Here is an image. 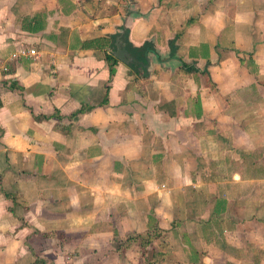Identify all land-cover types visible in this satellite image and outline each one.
<instances>
[{"label":"crops","instance_id":"obj_1","mask_svg":"<svg viewBox=\"0 0 264 264\" xmlns=\"http://www.w3.org/2000/svg\"><path fill=\"white\" fill-rule=\"evenodd\" d=\"M125 22L146 76L83 46ZM158 209L165 264H264V0H0V262L136 264Z\"/></svg>","mask_w":264,"mask_h":264},{"label":"rangeland","instance_id":"obj_2","mask_svg":"<svg viewBox=\"0 0 264 264\" xmlns=\"http://www.w3.org/2000/svg\"><path fill=\"white\" fill-rule=\"evenodd\" d=\"M149 53H153V52H149ZM149 53H147V55ZM212 84H213V87H215V84L213 82H212ZM166 191L170 192V190H166ZM177 205H178V203H177ZM154 206H155V204H153V206H152L153 209H154ZM184 206H186V205L182 201L179 204V207L181 208L180 212L182 211V214H185V212L183 211V210H185ZM157 213H159V214H157ZM164 214H165V212H162L161 209H158V212H156L154 210H149V214L148 215L150 216V218H149V220L147 222V225H146V227H147L146 231L145 230H144V232L141 231L142 233L130 232V234L128 233L126 235V238L122 239V240L119 239L117 236H115L112 239H110L109 241H106L104 243L105 244L104 247L114 246L116 251H120V250L122 251L125 248L131 249V250L136 249V251H137L136 254H135L136 255L135 256L136 257V261H134V262H136V264H165L164 262L168 260L169 255L172 256L171 249H173V242H172V239L170 238L171 233H169L168 235H162L164 233V230L162 228H160V226H159L160 224H162V220H163L162 216H164ZM164 217H166V216H164ZM182 221L185 222V220H182ZM168 230L169 229H167V231ZM152 234L155 235V236H154V238L152 239V241H151V243L149 245L144 246V244H141L142 242H146V240H148V238ZM168 238H170V239L168 240ZM28 239L29 238H27V240ZM90 239H87V241H86L87 244L93 245L94 242H99V241H95V240L89 241ZM1 243H2L1 244V246H2L4 242H1ZM46 246H48V244H46ZM122 253L123 252H121V254ZM159 253H163L164 257L162 258V255L160 256ZM32 254L35 255L33 253V250L31 252V255ZM69 254H73V253H69ZM85 255L88 257V262H92L93 261L94 254L92 252L86 253ZM109 255L110 254H108V256ZM110 256L112 258V254ZM24 260L27 263L29 262V260L27 258H25ZM69 260L70 259H66L65 258V262H69ZM0 261H1V259H0ZM35 261L38 264L39 263L42 264V262L45 263V261L42 258H40V259L36 258ZM169 261H171V260H169ZM128 262H131V261H128ZM0 264H2V263L0 262ZM126 264H128V263H126Z\"/></svg>","mask_w":264,"mask_h":264},{"label":"trees","instance_id":"obj_3","mask_svg":"<svg viewBox=\"0 0 264 264\" xmlns=\"http://www.w3.org/2000/svg\"><path fill=\"white\" fill-rule=\"evenodd\" d=\"M118 35H112V36H107L105 38L104 42H98L96 40H90V41H85L83 43L84 47H93V48H99V49H103V56H104V60L108 65L109 68V74L110 77L114 74L115 72V68L114 65L117 63V59L113 56L112 54V50L115 49V38ZM127 36H128V30H126L123 34V36L121 37L122 40L124 41V47L126 49H128V51L139 61L143 62L144 64H146V55L149 52H153L157 55L156 50L154 48V45L151 41H145L142 45L140 46H133L130 43H128L127 41ZM170 45V49H171V54H173V40H170L169 42ZM158 56V55H157ZM158 58L160 59V57L158 56ZM209 63V60H207V64ZM130 65V69L133 70V72L135 74H141V72L138 70V65L135 63H131ZM142 75L146 76L147 75V71L145 67H142ZM184 71V72H199V69L196 68L193 65H187L185 63H182V68L180 69V71ZM202 72L207 73V70H203ZM106 102V97L103 99V103ZM155 235H150V237L148 238V240H146V242H142L141 244H144V246H147L151 243L152 239L154 238ZM159 255H162V258L164 257L163 253H159ZM154 263V262H153Z\"/></svg>","mask_w":264,"mask_h":264},{"label":"water","instance_id":"obj_4","mask_svg":"<svg viewBox=\"0 0 264 264\" xmlns=\"http://www.w3.org/2000/svg\"><path fill=\"white\" fill-rule=\"evenodd\" d=\"M129 29V23L128 22H125L123 23V25L118 29V35L116 36L115 38V49L112 50V54L113 56L121 61L122 63L124 64H131V63H135L138 65V70H142V67H145L146 68V71H147V68L150 66L149 64V58H148V55H146V64H144L143 62L137 60L129 51L128 49H126L124 47V41L122 40V36L124 34V32L126 30ZM148 72V71H147Z\"/></svg>","mask_w":264,"mask_h":264},{"label":"built area","instance_id":"obj_5","mask_svg":"<svg viewBox=\"0 0 264 264\" xmlns=\"http://www.w3.org/2000/svg\"><path fill=\"white\" fill-rule=\"evenodd\" d=\"M34 54H35V50L33 48H27V47L21 46L16 52H13L11 56L13 58H16L18 56L28 57Z\"/></svg>","mask_w":264,"mask_h":264}]
</instances>
